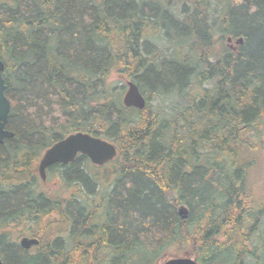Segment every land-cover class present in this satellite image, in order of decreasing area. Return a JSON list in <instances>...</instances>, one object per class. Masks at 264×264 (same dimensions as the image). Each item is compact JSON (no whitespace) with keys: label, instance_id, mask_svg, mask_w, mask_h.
<instances>
[{"label":"trees","instance_id":"obj_1","mask_svg":"<svg viewBox=\"0 0 264 264\" xmlns=\"http://www.w3.org/2000/svg\"><path fill=\"white\" fill-rule=\"evenodd\" d=\"M211 1L0 0L13 131L0 143L3 264H126L172 247L201 264L257 262L264 0ZM227 35L244 41L233 50ZM111 72L135 81L144 108L121 103ZM76 131L110 140L116 157L52 164L46 188L41 153Z\"/></svg>","mask_w":264,"mask_h":264},{"label":"water","instance_id":"obj_2","mask_svg":"<svg viewBox=\"0 0 264 264\" xmlns=\"http://www.w3.org/2000/svg\"><path fill=\"white\" fill-rule=\"evenodd\" d=\"M231 37H227L230 41ZM244 38L237 37L234 40L236 45L242 44ZM236 49V47H233ZM4 63L0 59V143L6 138L13 136V131L5 128L10 111V101L5 95L6 85L2 77ZM126 90L122 96L124 106H133L142 109L145 106L146 99L140 92L138 85L133 80H126ZM78 154L88 157L94 165H103L112 160L117 155V149L113 142L105 138L94 136L87 132L76 131L71 132L63 138L55 141L47 147L40 156L37 164V172L42 181L46 178V169L54 163L66 164L72 162ZM178 214L182 219L189 216L185 206L178 207ZM38 243L35 237L22 236L19 239V244L23 248H29ZM0 264H3L0 258ZM161 264H200L195 257L190 255L172 256L165 259Z\"/></svg>","mask_w":264,"mask_h":264},{"label":"rangeland","instance_id":"obj_3","mask_svg":"<svg viewBox=\"0 0 264 264\" xmlns=\"http://www.w3.org/2000/svg\"><path fill=\"white\" fill-rule=\"evenodd\" d=\"M217 0H212L211 3L213 5V8L216 9H220L221 8V4H217L216 3ZM233 4L235 5L236 3H238V0H232ZM172 10H174L176 12V14H179V9L181 8V4H177L176 6H172L170 7ZM169 41L167 40V38L165 37L164 39H162L161 43H160V47L162 49H166V47H168V45H170L168 43ZM165 66V68L167 67L166 65H169L168 62H164L162 64V66ZM168 66V67H169ZM168 69V68H166ZM119 76L115 73V72H111L109 78L107 79V82H110L112 85H116V88L114 89V93L115 94H120V98L122 97L123 93L125 92L126 89V85L123 87L122 86V82L118 81ZM120 79V78H119ZM125 83V78L122 80ZM152 104L154 106L160 107L162 109V111L167 107L166 104H169V99H166V97H161V96H156V98L152 101ZM57 175L53 174L51 172L47 171V175L46 178L44 180V182H42L44 185L48 186L46 188L52 189L54 187H56L55 183L57 180ZM262 227L263 228H259L260 229H264V219H263V223H262ZM258 230V231H259ZM264 232V230L262 231ZM255 235H258V233H256ZM260 248L257 250L256 252V256H257V262L255 264H264V236L261 237L260 240ZM183 250H177L176 248H168L166 250L163 251V253H161L157 259H153V257H151L148 254H145L144 256H138V258L136 259H132L131 261L126 262V264H161L163 262V260L167 257L173 256V255H182Z\"/></svg>","mask_w":264,"mask_h":264},{"label":"flooded vegetation","instance_id":"obj_4","mask_svg":"<svg viewBox=\"0 0 264 264\" xmlns=\"http://www.w3.org/2000/svg\"><path fill=\"white\" fill-rule=\"evenodd\" d=\"M227 36H228V35H227ZM226 39H227V37H226ZM234 39H235V38H232V37H231V40H230V41H227V44H228L229 47L232 48V49H233V47H236V48H237V46L234 45ZM233 50H234V49H233Z\"/></svg>","mask_w":264,"mask_h":264},{"label":"bare ground","instance_id":"obj_5","mask_svg":"<svg viewBox=\"0 0 264 264\" xmlns=\"http://www.w3.org/2000/svg\"><path fill=\"white\" fill-rule=\"evenodd\" d=\"M226 41H227V39H226ZM121 103H122V102H121ZM60 139H61V138H60ZM57 140H59V139H57ZM57 140H56V141H57ZM53 143H54V142H53ZM53 143H52V144H53ZM46 148H47V147H46Z\"/></svg>","mask_w":264,"mask_h":264}]
</instances>
